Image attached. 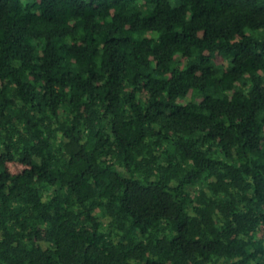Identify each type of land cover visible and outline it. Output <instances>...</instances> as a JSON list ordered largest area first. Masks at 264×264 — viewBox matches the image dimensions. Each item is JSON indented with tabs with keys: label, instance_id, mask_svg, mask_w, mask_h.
I'll return each mask as SVG.
<instances>
[{
	"label": "trees",
	"instance_id": "obj_1",
	"mask_svg": "<svg viewBox=\"0 0 264 264\" xmlns=\"http://www.w3.org/2000/svg\"><path fill=\"white\" fill-rule=\"evenodd\" d=\"M0 264H264V0H0Z\"/></svg>",
	"mask_w": 264,
	"mask_h": 264
}]
</instances>
